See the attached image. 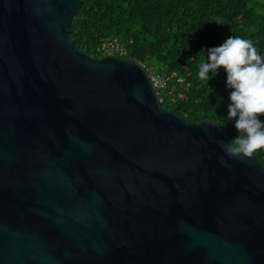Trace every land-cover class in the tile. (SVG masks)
<instances>
[{"label": "water", "instance_id": "obj_1", "mask_svg": "<svg viewBox=\"0 0 264 264\" xmlns=\"http://www.w3.org/2000/svg\"><path fill=\"white\" fill-rule=\"evenodd\" d=\"M83 3L0 0V264H264V164L76 47Z\"/></svg>", "mask_w": 264, "mask_h": 264}, {"label": "trees", "instance_id": "obj_2", "mask_svg": "<svg viewBox=\"0 0 264 264\" xmlns=\"http://www.w3.org/2000/svg\"><path fill=\"white\" fill-rule=\"evenodd\" d=\"M70 35L73 44L92 56L98 47L118 40L127 49L123 58L141 63L170 78L174 97L161 96L162 106L191 123L209 119L227 133H238L227 119L229 89L219 70L209 83L198 79L205 48L222 44L230 35L249 39L264 54V13L252 0H83ZM197 55V56H196ZM183 79L182 82H178ZM183 97L178 98L179 93ZM223 97V101H220ZM264 119V117H262ZM255 156L264 164V149Z\"/></svg>", "mask_w": 264, "mask_h": 264}, {"label": "clouds", "instance_id": "obj_3", "mask_svg": "<svg viewBox=\"0 0 264 264\" xmlns=\"http://www.w3.org/2000/svg\"><path fill=\"white\" fill-rule=\"evenodd\" d=\"M201 53L198 79L209 83L223 69L230 90L227 119L234 122L238 134L228 142L221 141V148L232 158L252 157L264 149V54L251 40L237 35H230L222 44L202 49L197 55ZM219 99L223 101V97ZM221 162L224 163L223 158Z\"/></svg>", "mask_w": 264, "mask_h": 264}, {"label": "built area", "instance_id": "obj_4", "mask_svg": "<svg viewBox=\"0 0 264 264\" xmlns=\"http://www.w3.org/2000/svg\"><path fill=\"white\" fill-rule=\"evenodd\" d=\"M98 51L108 55V54H117L121 57H123L124 55H127V49L125 48L124 45H122L118 40H110V41H106L103 42L99 47H98ZM149 76L151 78V81L159 95L160 101L161 100V96H163L164 94H167L169 96H173L174 97V93L173 91H171L169 89V81L170 78L166 77L165 75L161 74V73H151L149 72ZM183 79H179L178 82H182ZM183 97V93H179L178 98Z\"/></svg>", "mask_w": 264, "mask_h": 264}, {"label": "rangeland", "instance_id": "obj_5", "mask_svg": "<svg viewBox=\"0 0 264 264\" xmlns=\"http://www.w3.org/2000/svg\"><path fill=\"white\" fill-rule=\"evenodd\" d=\"M252 4L258 13H264V0H252ZM149 67H150V70L148 69L149 72L151 73L156 72V69H154V67L153 68L151 66Z\"/></svg>", "mask_w": 264, "mask_h": 264}]
</instances>
